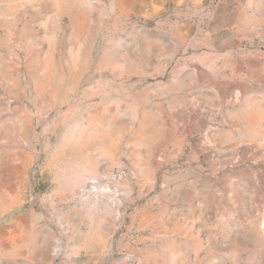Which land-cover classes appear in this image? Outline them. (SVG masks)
Here are the masks:
<instances>
[{
  "label": "rangeland",
  "instance_id": "obj_1",
  "mask_svg": "<svg viewBox=\"0 0 264 264\" xmlns=\"http://www.w3.org/2000/svg\"><path fill=\"white\" fill-rule=\"evenodd\" d=\"M0 264H264V0H0Z\"/></svg>",
  "mask_w": 264,
  "mask_h": 264
}]
</instances>
